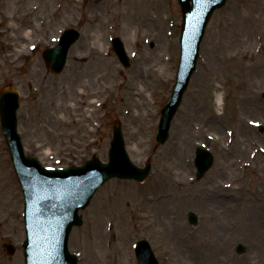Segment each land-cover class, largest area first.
Instances as JSON below:
<instances>
[{"label": "rangeland", "instance_id": "obj_1", "mask_svg": "<svg viewBox=\"0 0 264 264\" xmlns=\"http://www.w3.org/2000/svg\"><path fill=\"white\" fill-rule=\"evenodd\" d=\"M68 26L81 35L54 74L41 51ZM180 26L177 0H0V91L20 93L25 152L50 167L93 155L106 160L119 121L131 160L152 164L143 182L107 180L81 210L83 223L68 240L77 264H113L108 239L117 264H136L139 238L151 243L160 264H264V0H228L212 14L169 137L155 147L160 109L175 81ZM114 36L129 68L111 47ZM93 52H109L107 61L87 62ZM92 71L102 72L100 80L86 79ZM104 99L102 107L93 103ZM199 146L211 151L213 164L196 179ZM22 203L0 127V264H24ZM189 210L199 216L196 226L187 221Z\"/></svg>", "mask_w": 264, "mask_h": 264}, {"label": "water", "instance_id": "obj_2", "mask_svg": "<svg viewBox=\"0 0 264 264\" xmlns=\"http://www.w3.org/2000/svg\"><path fill=\"white\" fill-rule=\"evenodd\" d=\"M226 0H179L183 24L181 30V53L176 84L170 101L163 107L156 130V145L168 137L170 122L178 108L189 78L195 69L198 45L205 25L214 11ZM78 38V32L68 28L60 37L58 44L44 50L47 64L55 72L63 68L66 52ZM114 49L121 62L128 67L129 61L120 39L113 40ZM264 96V93H263ZM19 106L16 91L6 88L0 92V120L2 131L9 148V155L23 187L25 196L24 220L26 240L24 246L25 264H76L74 255L68 253L66 241L74 225H81L78 214L90 201L96 189L111 177L144 180L151 165L138 167L131 162L124 148L121 128L116 123L108 151V162L102 163L94 156L82 166L66 169L44 168L35 157L24 154L19 134L16 131L15 112ZM213 157L206 150H196L195 164L197 177H201L212 164ZM188 222L197 223L194 212L187 213ZM9 253L14 248L8 246ZM244 246L239 244L237 252L242 253ZM138 264H158L146 240H139L136 247Z\"/></svg>", "mask_w": 264, "mask_h": 264}, {"label": "bare ground", "instance_id": "obj_3", "mask_svg": "<svg viewBox=\"0 0 264 264\" xmlns=\"http://www.w3.org/2000/svg\"><path fill=\"white\" fill-rule=\"evenodd\" d=\"M89 73V72H88ZM88 73H86V74H88ZM219 100H220V97H219V95L217 96V103L219 104ZM94 101V100H93ZM182 145L185 147L186 145H187V140H186V138L184 139V141L182 142ZM181 162V165H184L185 163L181 160L180 161ZM8 173H9V171H8ZM106 248H108L109 250L110 249H113V250H110L108 253H107V255L106 256H110L111 257V262L113 263V264H117V258H114V255H113V252L114 251H116V250H114L115 248H114V246H113V243H111L110 242V239H108V240H105V245H104ZM113 255V256H112ZM88 257V256H87ZM96 257H99V254L98 253H96ZM110 259V258H109ZM85 260V259H84Z\"/></svg>", "mask_w": 264, "mask_h": 264}, {"label": "flooded vegetation", "instance_id": "obj_4", "mask_svg": "<svg viewBox=\"0 0 264 264\" xmlns=\"http://www.w3.org/2000/svg\"><path fill=\"white\" fill-rule=\"evenodd\" d=\"M101 61L104 63V61H107V58L106 59H104V58H101ZM92 69L91 70H94L95 71V69H97V68H99V67H91ZM94 71H92V72H94ZM89 74V73H88ZM88 74H86L85 76H87V80H90V82L91 83H93V82H95V81H98V80H100V78L102 77V72H94L93 74H91V76H89ZM107 83H108V81L105 83L104 82V85H106L107 87H108V85H107ZM103 85V86H104ZM67 137V140H66V142H69V137L68 136H66ZM78 137V135H77V133L74 135V138H77ZM69 145V144H68ZM72 147H74V146H72Z\"/></svg>", "mask_w": 264, "mask_h": 264}]
</instances>
